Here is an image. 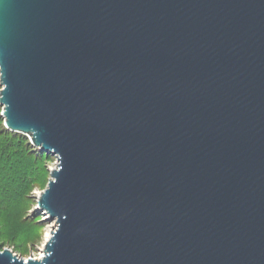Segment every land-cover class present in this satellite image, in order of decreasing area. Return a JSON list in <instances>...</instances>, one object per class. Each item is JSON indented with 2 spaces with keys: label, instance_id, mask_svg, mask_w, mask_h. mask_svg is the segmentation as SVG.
I'll use <instances>...</instances> for the list:
<instances>
[{
  "label": "water",
  "instance_id": "obj_1",
  "mask_svg": "<svg viewBox=\"0 0 264 264\" xmlns=\"http://www.w3.org/2000/svg\"><path fill=\"white\" fill-rule=\"evenodd\" d=\"M0 108L56 162L0 264H264V0H0Z\"/></svg>",
  "mask_w": 264,
  "mask_h": 264
},
{
  "label": "rangeland",
  "instance_id": "obj_2",
  "mask_svg": "<svg viewBox=\"0 0 264 264\" xmlns=\"http://www.w3.org/2000/svg\"><path fill=\"white\" fill-rule=\"evenodd\" d=\"M1 111L0 108V117ZM0 126L4 127L3 119ZM24 139L29 141L27 137L21 138V141H17L20 147L27 146ZM55 163V159L50 155L40 151L34 153L25 175L16 176L4 194L0 195V203H16L13 210L0 213L1 251L9 249L24 260L43 256L45 235L54 226V222H50L48 217L36 208V204L37 197L47 187Z\"/></svg>",
  "mask_w": 264,
  "mask_h": 264
},
{
  "label": "trees",
  "instance_id": "obj_3",
  "mask_svg": "<svg viewBox=\"0 0 264 264\" xmlns=\"http://www.w3.org/2000/svg\"><path fill=\"white\" fill-rule=\"evenodd\" d=\"M1 121L0 117V123ZM21 138H25V136L12 133L0 126V195L4 194L7 186L16 176L25 175L26 170L30 168L33 154L39 152L26 139L24 140L27 141V146L21 145L20 147L17 141H21ZM14 208H16V203L11 201L0 203V213L8 212Z\"/></svg>",
  "mask_w": 264,
  "mask_h": 264
},
{
  "label": "bare ground",
  "instance_id": "obj_4",
  "mask_svg": "<svg viewBox=\"0 0 264 264\" xmlns=\"http://www.w3.org/2000/svg\"><path fill=\"white\" fill-rule=\"evenodd\" d=\"M51 230H52V228H51L50 230L47 231V233H46V235H45L46 240H47V238H49L50 233H51ZM40 258H42V256H39V258H36V259H40Z\"/></svg>",
  "mask_w": 264,
  "mask_h": 264
}]
</instances>
